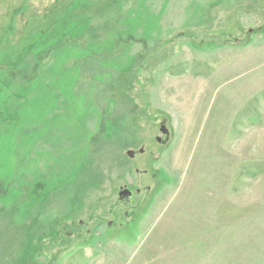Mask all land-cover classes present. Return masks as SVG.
<instances>
[{
	"label": "rangeland",
	"instance_id": "1",
	"mask_svg": "<svg viewBox=\"0 0 264 264\" xmlns=\"http://www.w3.org/2000/svg\"><path fill=\"white\" fill-rule=\"evenodd\" d=\"M20 56L0 264H264V0H0Z\"/></svg>",
	"mask_w": 264,
	"mask_h": 264
},
{
	"label": "trees",
	"instance_id": "2",
	"mask_svg": "<svg viewBox=\"0 0 264 264\" xmlns=\"http://www.w3.org/2000/svg\"><path fill=\"white\" fill-rule=\"evenodd\" d=\"M69 9H70V11H72L71 7ZM72 20H74V22H76V23H73L74 25L75 24L76 25H80V24L83 23V22H78L77 21L78 19H76V20L72 19ZM31 46H32V44H30V47ZM98 49H99L98 46L93 47V51L94 52H98ZM111 49L112 48H110L108 50H111ZM35 52L39 53V55H40V50L39 51L36 50ZM31 53H32L31 50H28V51L25 52V55L28 56ZM37 53L35 55H37ZM77 59L80 61V60H82V57H78ZM7 60L6 59H4V61L2 60L3 63H2V66L0 68V74L3 75L2 77H4V75H6V78H3V79H1L2 77L0 78V90H1L0 93H2V95H3L4 92L6 91V89L11 87V86H13V85H14L13 87L16 86L20 90H23V91L28 90V87L30 86L28 84H31L30 83L31 80L35 79V78H37L39 76L38 69H36L35 66L32 69L31 68L30 69L26 68L22 64L23 57H21V56L18 59L16 58V60H14V61H7ZM9 68L11 69L12 72H14L17 75V77H18V81L17 82H14L11 79L12 75L10 73L6 72L7 69H9ZM2 69L4 70V73H3ZM26 78H28L29 82L26 80ZM6 80H9V81H6ZM6 82H7V85H5ZM12 89H14L16 91V88H12ZM16 95H18V94L13 95V97H16ZM17 101L19 102V99H17ZM7 115H8L7 117H9L8 119H12L10 114H7Z\"/></svg>",
	"mask_w": 264,
	"mask_h": 264
},
{
	"label": "water",
	"instance_id": "3",
	"mask_svg": "<svg viewBox=\"0 0 264 264\" xmlns=\"http://www.w3.org/2000/svg\"><path fill=\"white\" fill-rule=\"evenodd\" d=\"M161 130L163 134L167 135V132L165 130L163 129ZM128 154L132 156V152H129ZM117 197H118V201H122L123 199H129L130 197H132V191L124 187L118 191ZM130 201L132 202L133 200H130Z\"/></svg>",
	"mask_w": 264,
	"mask_h": 264
},
{
	"label": "flooded vegetation",
	"instance_id": "4",
	"mask_svg": "<svg viewBox=\"0 0 264 264\" xmlns=\"http://www.w3.org/2000/svg\"><path fill=\"white\" fill-rule=\"evenodd\" d=\"M132 197H133V195H132ZM132 197H130L129 199H123L122 201H118V202H120V203H124V202H131L130 200H134ZM133 202V201H132Z\"/></svg>",
	"mask_w": 264,
	"mask_h": 264
}]
</instances>
